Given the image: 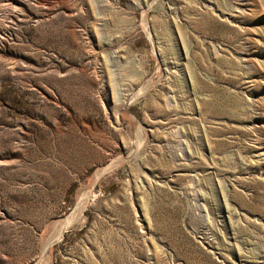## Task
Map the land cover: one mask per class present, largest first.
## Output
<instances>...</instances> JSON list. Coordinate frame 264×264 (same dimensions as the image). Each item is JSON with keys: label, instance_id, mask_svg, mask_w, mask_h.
Instances as JSON below:
<instances>
[{"label": "rangeland", "instance_id": "374dc122", "mask_svg": "<svg viewBox=\"0 0 264 264\" xmlns=\"http://www.w3.org/2000/svg\"><path fill=\"white\" fill-rule=\"evenodd\" d=\"M0 264H264V0H0Z\"/></svg>", "mask_w": 264, "mask_h": 264}]
</instances>
